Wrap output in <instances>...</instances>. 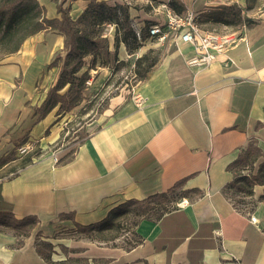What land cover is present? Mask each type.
<instances>
[{
  "label": "crops",
  "instance_id": "0c3cea01",
  "mask_svg": "<svg viewBox=\"0 0 264 264\" xmlns=\"http://www.w3.org/2000/svg\"><path fill=\"white\" fill-rule=\"evenodd\" d=\"M37 1L48 19L60 18L57 0ZM95 1L128 4L139 34L144 21L158 25L166 21L161 6L155 9L151 4L158 13L153 16L127 0ZM182 1L186 11L193 5L196 15L218 7L203 0ZM89 2L66 0L64 8L76 21ZM228 2L221 0L220 6ZM57 32L29 37L19 51L0 63V102L10 96L21 104L27 101L24 91L34 89L55 58L63 50L65 54V35ZM104 38L117 53L114 61H126L125 45L119 47L121 41L117 44L106 33ZM148 38L169 51L139 83L140 107L134 98H115L80 126L85 133L82 140L68 141L67 118L52 111L40 116L41 104L29 118L22 114L20 132L6 136L7 141L20 139L29 128L31 136L20 146L39 142L43 155L25 160L12 180L0 181V213L39 220L29 236L0 229V264H53L52 258L47 262L38 254L37 232L54 248L60 232L75 233L76 225L99 222L127 201L174 188L168 196L175 197L177 209L158 221L141 220L136 230L142 243L130 251L123 245L74 236L85 245L81 256L85 264H264V201L260 199L264 185L254 186L253 195L246 198L255 203L251 214L233 201L229 187L236 178L256 175L264 162V13L261 21L208 67L187 64L194 48L176 33L164 41L149 34ZM94 81L95 85L103 83ZM10 115L0 112V140L3 121L12 120ZM72 143L78 147L69 155ZM251 145L263 156L250 168L235 165ZM18 148L15 160L23 157ZM54 154L60 160L56 165ZM10 161L0 159L4 166ZM184 199L188 204L182 206L179 203Z\"/></svg>",
  "mask_w": 264,
  "mask_h": 264
},
{
  "label": "trees",
  "instance_id": "16d2710c",
  "mask_svg": "<svg viewBox=\"0 0 264 264\" xmlns=\"http://www.w3.org/2000/svg\"><path fill=\"white\" fill-rule=\"evenodd\" d=\"M89 1L84 12L77 21H74L69 14V10L64 8L66 0H57L60 18L56 19H48L45 8L37 0H0V47H2L0 60L19 51L29 37L39 32L58 31L65 35L66 57L63 59L61 55H58L50 65L52 67L55 66L56 61L62 62L58 80L38 110L40 116L47 115L58 105L61 110L66 111L80 105L83 99V91L87 82L91 79L89 68H96L94 52L97 49V42L95 37L98 34L104 38V34H102L104 26L115 25L117 27L115 38L117 44L120 41L126 44L130 36L135 37V32L131 26L130 6L128 4L111 6L106 2ZM167 4L178 15H182L186 11V6L182 0H170ZM237 15L234 6H218L201 13L197 17V21L199 22L201 17L216 24L228 25L235 22ZM120 31L123 32L121 37L119 36ZM88 56H92V64L86 69L84 59ZM147 58V55L139 58L137 65H141ZM155 65L156 63H152L142 72H139L141 80ZM65 88L67 90L60 93ZM258 126L260 127L261 124ZM248 156H252L250 162L242 164ZM262 156L260 149L255 145H251L245 156L239 158L235 165L252 167ZM242 183H246L248 188L242 185L238 188L245 196V201L239 206L251 214L255 203L250 200L247 201L246 198L253 195L254 186L264 185V162L259 166L256 175L236 178L229 187L236 189V186ZM174 189L144 200L127 201L112 209L99 222L86 226L76 225L74 235L90 241L110 244L123 235L122 233L129 232L133 235V238L127 240V246L124 248L130 251L142 243L143 239L136 230L141 220L152 219L158 221L165 214L177 209L175 206L169 207L166 205L168 195L174 192ZM260 199L264 201V196ZM156 200H159V208L151 205L144 206ZM135 216H141L142 219L139 222H130L132 217ZM38 224L39 220L34 216L17 219L12 213H0V229L14 231L20 236H29ZM40 245H37L38 254L47 262H50L51 254L45 255L40 249ZM42 245L52 251L53 245L49 243H43ZM113 246H116V244L114 243Z\"/></svg>",
  "mask_w": 264,
  "mask_h": 264
},
{
  "label": "rangeland",
  "instance_id": "374dc122",
  "mask_svg": "<svg viewBox=\"0 0 264 264\" xmlns=\"http://www.w3.org/2000/svg\"><path fill=\"white\" fill-rule=\"evenodd\" d=\"M131 3L132 7L141 8L143 7L147 10L151 15H158L153 9L151 8V4L153 7L158 8L166 2L161 0H148L149 2L147 5H143L145 3L137 0H127ZM196 3L198 0H192ZM206 2H210L209 0H203ZM125 2V1H124ZM230 3V4H228ZM228 3H225L222 6H234L235 12L238 13L236 20L232 24H216L211 21H206L203 18H199V22L197 21L198 29L201 33H226V32H234L238 35L242 36L249 28L254 27L259 21L263 18L264 13V0H229ZM204 5H202L203 7ZM191 11L194 10V6L192 5ZM189 11V9L187 10ZM186 11V12H187ZM194 12V11H193ZM200 15H197L199 17ZM131 19V26L135 32V37L130 36L128 38L127 43H119V47L125 45L128 53V57L126 61L115 62L114 56L117 53L114 52V49L110 47V44L103 38L102 36L96 34V42H97V49L94 52L95 57V65L98 69H91L89 68L92 64V58L90 59L85 58V68L90 71L91 79L86 84V88L83 91V99L80 105L75 107L72 110H61L60 106L58 105L52 110V113L55 115H62L67 118L68 121V135L66 140L69 138L68 141L71 139H76L78 137V141L82 140L85 137V133L79 130L80 126L85 125L88 123L93 117L99 114L103 109H105L111 101L115 98L116 101L122 99H133L135 94H137V88L139 83L142 81L139 72H142L145 68H147L150 64L156 63L158 64L162 57L168 53V48L166 45H160L155 40H150L148 38V31L149 28L155 24L153 21H144V27L141 33L139 34V30L135 27L133 18L130 15ZM137 19V18H136ZM78 20V19H77ZM76 20V21H77ZM116 31L117 27L115 25H106L104 26V31L102 34H107L111 40H115L116 38ZM58 34H62L57 32ZM123 34L120 31L119 36L121 37ZM64 36V35H63ZM171 36V35H170ZM112 42V41H111ZM114 46V45H113ZM145 48V49H142ZM174 47H177L174 45ZM2 47H0V52ZM111 50V53L109 50ZM62 54V58L65 59L66 55L64 54V50ZM115 54V55H114ZM147 55L148 58L144 60L141 65H137V60L142 58L143 56ZM118 58V57H117ZM5 57L0 60V63L5 61ZM62 67V62L56 61L55 66L47 69L46 72L43 74L41 79L37 82L36 87L30 91H24L25 100L23 104H21V100H13V98H3L0 102V112L3 116H6L8 112L11 114L10 116L13 118L10 121H3V136L0 140V144L2 143V147L0 148V159H5V161H10L8 165L0 164V181L7 182L12 180L19 175L21 172V165L25 160L30 158H37L43 155L42 150L38 147V143H30L31 151L15 160V150L24 142L28 140L31 136L28 129H24L20 139H10L7 141L6 136H11L21 131V126L19 127V123L21 122L22 114L27 115V118L38 109V107L42 104L44 99L46 98L47 93L52 88L51 85L56 81L59 77V73ZM95 79L103 80V83L95 85ZM21 79L15 82L16 89L20 83ZM99 83V82H98ZM67 90L60 91V93H64ZM17 91V90H16ZM12 97L14 96V90L12 91ZM8 96V95H7ZM23 98V96H21ZM20 98V99H21ZM41 111V110H40ZM67 143V142H66ZM65 144L63 142H59L56 147ZM77 143H72L69 146L71 148V153L77 149ZM247 160H243L242 164H247L252 159V156H248ZM245 161V162H244ZM60 162V160H59ZM4 164V163H3ZM250 165V164H249ZM251 167V166H249ZM248 169V168H246ZM245 173L247 170H244ZM247 174V173H246ZM249 174V173H248ZM250 175V174H249ZM248 176V175H244ZM244 186L248 188L246 183H242L236 186V189L231 188L232 198L233 201L240 205L245 201V196L243 192H241L238 188L240 186ZM176 199L173 196H168V200L166 201V205L169 207L176 206ZM181 205V203H179ZM151 205L155 208H159V200L152 201L150 204L144 205L148 206ZM145 216V215H142ZM142 219L141 216L132 217L130 222H139ZM75 231V230H74ZM124 231V230H123ZM37 243L41 244L40 249L44 252L45 255L51 254L52 260L55 261L53 264H85L83 259H81L84 252V243L82 241L76 242L77 238H73L74 233L70 231H64L57 234L55 237V242L57 245H54V248L51 249L43 246L42 244L45 243L42 241L41 232L36 233ZM73 234V235H72ZM123 235L119 236L114 243L118 245H123L124 247L127 246V240L133 238V235L129 232L122 233ZM110 244H113L110 243Z\"/></svg>",
  "mask_w": 264,
  "mask_h": 264
},
{
  "label": "built area",
  "instance_id": "2783aa9c",
  "mask_svg": "<svg viewBox=\"0 0 264 264\" xmlns=\"http://www.w3.org/2000/svg\"><path fill=\"white\" fill-rule=\"evenodd\" d=\"M209 1L218 6L222 4L220 3L221 0ZM161 9L165 14L166 21L163 25H152L149 28V37L157 39L158 41H164L171 34H178L183 43L190 44L194 48V55L186 60L190 67L210 66L220 55L226 54L241 39V36L234 32L201 33L197 25V15L193 11H187L182 15H178L168 4H163ZM134 99L137 101L139 107L143 104V100L138 95L135 94ZM30 151V143L18 148V154L20 156H25ZM53 159L55 165L59 163L58 154H54ZM187 204L188 201L186 199L181 202L182 206ZM250 220L254 223L257 222L254 216H251Z\"/></svg>",
  "mask_w": 264,
  "mask_h": 264
}]
</instances>
